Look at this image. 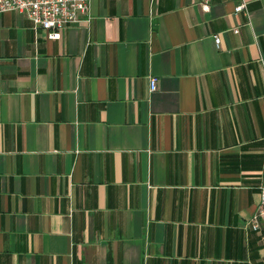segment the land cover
I'll return each mask as SVG.
<instances>
[{
    "label": "crops",
    "instance_id": "1",
    "mask_svg": "<svg viewBox=\"0 0 264 264\" xmlns=\"http://www.w3.org/2000/svg\"><path fill=\"white\" fill-rule=\"evenodd\" d=\"M246 1L89 0L57 40L0 14V264H264Z\"/></svg>",
    "mask_w": 264,
    "mask_h": 264
},
{
    "label": "built area",
    "instance_id": "2",
    "mask_svg": "<svg viewBox=\"0 0 264 264\" xmlns=\"http://www.w3.org/2000/svg\"><path fill=\"white\" fill-rule=\"evenodd\" d=\"M202 8L207 10L211 0H200ZM234 7L235 13L247 15V1L237 0ZM89 0H0V14L6 12H17L24 14L31 22L34 31L47 32L48 39L57 40L59 32L65 27L78 23L82 18L88 16ZM237 34L238 30L234 29ZM216 45L218 38H214ZM157 87V79L149 78V91L154 92ZM264 218V185L259 189V204L256 213L250 220L253 231H258V220Z\"/></svg>",
    "mask_w": 264,
    "mask_h": 264
}]
</instances>
